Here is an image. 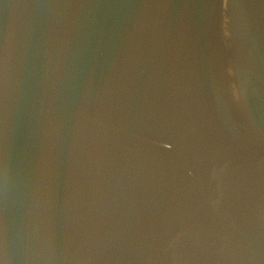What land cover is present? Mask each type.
Here are the masks:
<instances>
[{
  "label": "water",
  "instance_id": "water-1",
  "mask_svg": "<svg viewBox=\"0 0 264 264\" xmlns=\"http://www.w3.org/2000/svg\"><path fill=\"white\" fill-rule=\"evenodd\" d=\"M0 264H264V0H0Z\"/></svg>",
  "mask_w": 264,
  "mask_h": 264
}]
</instances>
